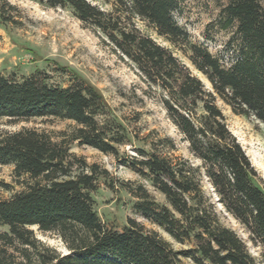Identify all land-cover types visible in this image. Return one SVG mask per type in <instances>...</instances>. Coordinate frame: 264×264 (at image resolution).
Returning a JSON list of instances; mask_svg holds the SVG:
<instances>
[{
  "label": "trees",
  "instance_id": "trees-1",
  "mask_svg": "<svg viewBox=\"0 0 264 264\" xmlns=\"http://www.w3.org/2000/svg\"><path fill=\"white\" fill-rule=\"evenodd\" d=\"M68 10L95 32L157 95L168 119L189 144L194 161L164 154L176 150L171 138L151 143L136 155L122 152L137 138L103 95L74 71L68 86L53 85L40 70L28 76L0 74V120L11 124L55 118L74 126L58 141L47 132L24 128L0 131V165L13 166L21 187L0 199V264H258L246 241L224 224L235 219L260 248L264 260V182L230 131L218 99L237 115L264 124V5L262 0H230L223 29L233 61L226 64L192 40L176 19L182 0H29ZM18 8L0 0V25L18 24ZM142 22L187 58L211 90L179 57L139 27ZM74 144L114 156L165 198L159 202L145 183L125 182L72 152ZM162 144L163 147H160ZM104 184L121 188L144 218L163 228L177 250L158 231L128 219L109 227L96 211L94 195ZM209 187V189L207 188ZM8 188V186H7ZM33 227L56 234L67 253L40 241Z\"/></svg>",
  "mask_w": 264,
  "mask_h": 264
},
{
  "label": "rangeland",
  "instance_id": "rangeland-1",
  "mask_svg": "<svg viewBox=\"0 0 264 264\" xmlns=\"http://www.w3.org/2000/svg\"><path fill=\"white\" fill-rule=\"evenodd\" d=\"M18 10L14 12L18 24L0 25V74L5 76H28L40 70L50 77L53 85L68 86L69 74H63L59 68L74 71L95 86L103 95L112 111L127 125L137 137L132 145L122 147V152L136 155L142 148L153 150L151 143L171 138L176 142V150L160 148L164 154L182 156L194 161L189 152V144L179 130L168 119L157 95L149 92L147 85L137 75L135 67L127 59L120 57L111 45L104 41L100 32L86 26L68 10L44 7L29 0H8ZM92 4L109 9L103 0H88ZM230 0H182L181 12L176 14L178 23L190 34L192 40L205 46L213 55L221 57L226 64L233 61L234 50L229 40L235 28L224 30L223 9ZM264 5V0H262ZM143 32L154 38L159 44L175 50L180 58L211 90V84L197 71L184 55L169 42L138 22ZM218 106L225 115L230 131L246 151L252 165L264 182V124L254 117L237 115L232 108L218 99ZM74 126L73 122L55 118L36 119L31 122L11 124L0 120V131L15 132L24 128L47 132L56 140L60 133ZM160 147H163L162 144ZM72 152L82 156L89 164H98L113 177L125 182L145 183L156 199L165 203V198L155 191L148 182L122 165L114 156L105 154L88 146L74 144ZM13 166L0 165V199H8L21 187L17 184ZM8 186V188H7ZM209 189V187H207ZM95 208L102 221L109 227L123 229L128 219H134L148 229L158 231L177 250L187 249L188 245L176 242L165 230L144 218L134 208L135 200L125 190H111L100 183L94 195ZM222 212L225 225L235 230L247 243L250 253L258 264H264L261 250L249 240L246 230L231 216ZM36 237L44 244L66 254L63 241L53 233H42L32 228ZM184 264H194L183 259Z\"/></svg>",
  "mask_w": 264,
  "mask_h": 264
}]
</instances>
